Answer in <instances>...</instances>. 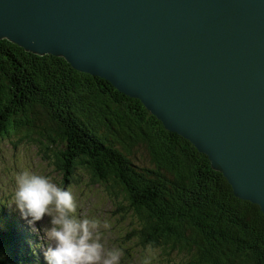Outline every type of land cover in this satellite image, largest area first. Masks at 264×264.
<instances>
[{
  "label": "water",
  "instance_id": "obj_1",
  "mask_svg": "<svg viewBox=\"0 0 264 264\" xmlns=\"http://www.w3.org/2000/svg\"><path fill=\"white\" fill-rule=\"evenodd\" d=\"M0 39L138 98L264 214V0H0Z\"/></svg>",
  "mask_w": 264,
  "mask_h": 264
},
{
  "label": "trees",
  "instance_id": "obj_2",
  "mask_svg": "<svg viewBox=\"0 0 264 264\" xmlns=\"http://www.w3.org/2000/svg\"><path fill=\"white\" fill-rule=\"evenodd\" d=\"M17 134L36 135L65 182L80 166L112 198L121 194L140 242L176 251L174 264H264V214L188 139L106 79L0 39V140ZM137 148L148 166L132 159ZM6 229L0 264H24L23 234Z\"/></svg>",
  "mask_w": 264,
  "mask_h": 264
},
{
  "label": "rangeland",
  "instance_id": "obj_3",
  "mask_svg": "<svg viewBox=\"0 0 264 264\" xmlns=\"http://www.w3.org/2000/svg\"><path fill=\"white\" fill-rule=\"evenodd\" d=\"M132 159L139 167L149 165L144 149H135ZM54 160L52 152L40 149L36 135H30L25 139L21 134H17L0 140V204H4L6 210L18 215L7 203L10 202L14 190L15 177L24 171L44 175L72 193L77 216L95 219L98 222L99 227L95 233L105 249L120 250L119 264H174L179 260L176 251L140 242L136 234L139 229L138 221L127 209V203L121 200V194L112 198L106 186L93 181L87 171L80 166L74 169L65 182L61 170L54 165ZM118 201L124 209L119 208ZM125 208L129 213L124 212ZM18 216L15 218L17 225L22 226L35 243L34 257L37 259L35 264H45L42 255L43 241L38 240L37 235L33 234ZM40 223H37V227ZM105 223L109 227L105 228L103 226Z\"/></svg>",
  "mask_w": 264,
  "mask_h": 264
},
{
  "label": "clouds",
  "instance_id": "obj_4",
  "mask_svg": "<svg viewBox=\"0 0 264 264\" xmlns=\"http://www.w3.org/2000/svg\"><path fill=\"white\" fill-rule=\"evenodd\" d=\"M7 203L43 241L45 264H119L120 250L105 249L99 241L98 222L77 216L72 193L47 176L29 171L17 174Z\"/></svg>",
  "mask_w": 264,
  "mask_h": 264
},
{
  "label": "bare ground",
  "instance_id": "obj_5",
  "mask_svg": "<svg viewBox=\"0 0 264 264\" xmlns=\"http://www.w3.org/2000/svg\"><path fill=\"white\" fill-rule=\"evenodd\" d=\"M25 245H27V244H25ZM18 247H20V249H21L23 247V244H22V246H18ZM16 252H17V254L21 253V252H18V251H16Z\"/></svg>",
  "mask_w": 264,
  "mask_h": 264
}]
</instances>
